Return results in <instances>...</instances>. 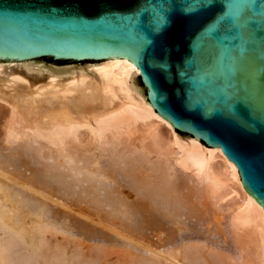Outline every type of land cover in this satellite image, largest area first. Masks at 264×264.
<instances>
[{
  "label": "bare ground",
  "instance_id": "bare-ground-1",
  "mask_svg": "<svg viewBox=\"0 0 264 264\" xmlns=\"http://www.w3.org/2000/svg\"><path fill=\"white\" fill-rule=\"evenodd\" d=\"M1 68L0 63V136H3L2 147L7 152L4 153L0 146V175L19 188L14 191L9 186L3 187L4 182L1 183L6 201L5 206L0 207L1 227L18 235H43L56 231L58 234L62 230H57L58 220L52 218L55 214L53 216L58 219V213L53 212L44 201L49 199L66 209L64 197L73 196L80 203H90L92 208L103 210L106 222L101 225L125 237L130 245V248L127 246L128 250L136 251L137 248L148 254L154 253V256L150 254L151 257L137 253L135 261L138 264H156L157 261L163 264L158 260L160 258L171 264H185L184 260H188V264H208L204 256L198 254L197 245L187 241L174 244L173 236L175 230H183L178 224L187 223L181 220L182 217L186 220L207 214L206 207L201 209L196 199V189L200 188L213 200L217 199V195L223 199L231 192L237 196V202L232 206L235 210V235L240 237L242 226L252 221L255 233L250 235L256 234L259 238L257 248L247 254L241 264H264L262 203L245 196L239 170L235 164H229L222 150L197 144L194 137L186 141L178 140L179 134L173 125L163 121L162 115L145 105L138 92L131 91L132 78L135 73H139L140 77V71L129 65V59L105 61L86 69V73L92 72L89 75L71 76L68 79L43 76L44 84H39V79H22L23 70L17 71L18 74L12 71L3 74ZM136 139L140 140V144ZM27 146L32 152L40 154L45 162L51 160L53 168L47 169L45 167L48 165L45 164L41 166L43 169H32L33 162L28 157ZM112 146L138 149L146 157L155 153L157 167H144L141 161L135 167L128 165L124 174L110 167V171L104 170L105 161L97 151L102 150L103 155ZM17 158L21 159L20 165L27 170L31 167L30 175L10 171V166L9 171L5 168L6 164L12 165ZM75 160L77 163L73 164ZM62 167H71L76 177L72 178ZM81 173L83 175L78 176ZM224 189L226 193L222 192ZM35 194L44 203L37 205L38 201L32 196ZM84 213L79 212L89 219L90 216ZM119 215L123 218L117 222ZM32 216H36L37 221L30 226L27 219ZM148 231L159 238V246L145 238L144 233ZM164 235L167 238L163 239ZM239 241L241 246L245 244L243 239ZM131 245L134 247L131 248ZM41 248L40 244L34 245L31 255L44 257L47 263L49 260L40 252ZM6 251L0 247V264H13L12 261L8 262ZM125 252L121 254L125 255ZM133 254L130 253L132 258ZM216 257L223 264L226 263L227 258L221 252ZM70 258L71 264H91L89 260L80 263L82 261L77 257ZM231 263L239 264L237 261ZM23 264L32 263L25 261ZM58 264H63L62 260Z\"/></svg>",
  "mask_w": 264,
  "mask_h": 264
},
{
  "label": "water",
  "instance_id": "water-1",
  "mask_svg": "<svg viewBox=\"0 0 264 264\" xmlns=\"http://www.w3.org/2000/svg\"><path fill=\"white\" fill-rule=\"evenodd\" d=\"M122 59L178 140L222 150L264 207V0H0L4 74L44 84Z\"/></svg>",
  "mask_w": 264,
  "mask_h": 264
},
{
  "label": "rangeland",
  "instance_id": "rangeland-1",
  "mask_svg": "<svg viewBox=\"0 0 264 264\" xmlns=\"http://www.w3.org/2000/svg\"><path fill=\"white\" fill-rule=\"evenodd\" d=\"M91 65H92V63H86V69H88V68L91 69L92 68ZM1 69L3 71V68H1ZM14 69H15V65L6 68V74L9 71L14 72ZM20 70L22 71V68H17V71H20ZM17 73H19V72H17ZM3 74H4V71H3ZM134 77H139V73H135ZM136 142H137V144H140L139 139H136ZM3 143H4L3 136L1 135L0 136V146L2 148V151L4 153H6L7 149H4V147H2ZM120 147H122V146L109 147L110 148L109 151L105 150L106 152L104 151L105 154H103V155H102V152H103L102 150L97 151V154L99 153V156H101L102 159L105 161L106 169L104 168V170L110 171L111 169L112 170L116 169L117 173L118 172L123 173V171H124V173H126L128 165L130 167H135L136 163L141 164V161H142L143 165H145L144 167H157V156L155 153H153V155L151 154L152 156L150 155L149 157H146V155L142 151L139 150V152H138V149H134L131 147L123 149ZM26 150H27L28 157H30V160H32V162H33V168L32 169H34V170H37L40 168L43 169L44 167H41V166H45V164L48 165L45 168H47V169L53 168L54 164H52L53 162L51 160H49L48 162H45V159L42 156H40V154H38L34 151L32 152L31 148H29L28 146H27ZM116 150H117V152H116ZM121 150H122V152H121ZM118 151H120V152H118ZM138 153L140 155H138ZM141 153H143V154H141ZM127 157H128V159H127ZM21 158H23V157H21ZM149 158H151V159H149ZM20 160L21 159L17 158L16 161L12 163V165L11 164L8 165L9 163L6 164L7 166L5 168H7L8 171H9V169H10V171L16 170V172H18V173L22 172L26 176L30 175L32 173L30 171L31 167H29L30 170L29 169L27 170L26 167H23L20 165L21 164ZM132 161H133V163H132ZM122 162H123V164H122ZM75 163H77L76 160H75V162H73V164H75ZM128 163H130V164H128ZM106 164H108V165H106ZM51 165H52V167H51ZM9 166L10 167L12 166V168H10ZM121 166H122V168H121ZM8 167H9V169H8ZM107 167L108 168L110 167L111 169L110 168L108 169ZM118 167H120V168H118ZM62 169L65 170V172H67L68 175L70 174L72 176V178L76 177V174L74 173V171H71V167H62ZM66 169H67V171H66ZM189 173L191 174L192 172L189 171ZM82 175L83 174L81 173V175L79 174L78 176H82ZM84 176H85V174H84ZM0 180H1L0 181V189H1L0 190V197H1L0 207L2 206V208H3L5 206L4 204L6 201L4 198L5 194H4V191L2 189V186L3 187L9 186V188H11L12 190L14 189V191H17L19 188L14 186L9 181L7 182V180L1 175H0ZM3 182L4 183L6 182V183L4 184ZM1 183H3L2 186H1ZM11 185H12V187H10ZM126 189H128V188H126ZM196 191H197L196 199L198 200V203H200L201 209L206 207L205 209H207V214H204V215L201 214L199 216L198 215L193 216L192 219L190 218L191 220L190 219L185 220L184 217H182L181 220L186 221L187 223H185L186 226L183 223H182V225L178 224L179 228L182 227L183 230H175V234L173 236L175 239L174 244H178L181 241H187V243H189V244L197 245L198 246L197 250L199 251L198 254L201 257L204 256L203 258H205V260L207 261L208 264H223L222 262L219 261L220 259H218L216 257V256H218V254H220V252L225 257V259L227 258L225 261L226 262L225 264H232L231 263L232 261H237L239 264H241L242 259L247 254H249L251 251H253L257 248L256 243H258V239H259L258 236L256 234L250 235L252 233L253 234L255 233L254 222L250 221L249 222L250 224L243 225L242 226L243 232L241 231L240 237H238L237 235H235L236 233H235L234 221H233V215H234V211H235L233 209V207H234L235 203L237 202V196L234 193L231 194V192H230V194L226 195L223 199H219V197L217 195V199H215L216 202H214L215 200H213L212 197L205 195L204 192L200 190V188L196 189ZM225 191H226V189L222 190V192H225ZM32 196L35 199V201H38V203L35 202L37 205H41L42 203L45 202L53 212L58 213L57 214L58 219L56 216L55 217L53 216L55 214H53V215L50 214V215H52V218L54 220H56V221L58 220L59 224H58L57 230H62V231H58V234L56 231V233L55 232H47L43 235H41L39 233H34L33 235L27 236V235H23V234L18 235V234L12 233L8 229L0 226V240H1L0 241V245H1L0 247H4L5 251L8 248H12V249H9L6 251L8 253V255H7V253L5 254V255H7L6 258H7L8 262L12 261L13 264H23V263H25V261H28V262L30 261V263H32V264H39V263L44 264V262H45V264H49L48 262H50L51 264L52 263L58 264V262L62 260V262L64 264V261L67 260V261H65V264H71V263H73L72 262L73 259H71L70 257H72V258L77 257L80 261H82L80 263H83V261H84V263H87L86 260L87 261L89 260L88 263L91 262V264H93V263L94 264H138L137 260L135 261V255H137V253H139V255H143L146 257H148L150 254H152L154 256V253L151 252L148 254L143 250L142 251H140L139 249L137 250L136 247H135L136 251H134L133 249L128 250L127 246L130 248L128 240H126L125 237H123L121 234H118V233L108 229L107 227H103L101 225V223L106 222V216H105L104 211L103 210L98 211L99 209L97 210L95 208H92L91 207L92 204L89 205L90 203H88V204L84 203V202L80 203L77 201L76 197L74 198L73 196H69L70 197L69 198V197L65 196L64 200H66L65 204L67 206L65 209L64 206L58 205L52 201L50 202L49 199H48L49 201L47 199H45L46 201H44L43 199L38 198L36 194L32 195ZM67 201H68V203H67ZM73 203H76V204H73ZM1 204H3V205H1ZM58 207H60V208H58ZM68 208H71L72 210H70ZM73 210H75V211H73ZM79 212H81V213L85 212L84 214H87L88 216H90L89 219L87 217H84L83 215L79 214ZM89 213H90V215H89ZM59 218H60V220H59ZM122 218H123L122 215H119L117 217V219H118L117 222L121 221ZM216 218H217V220L219 218V222L217 220H215ZM71 219L73 220L72 222H71ZM35 221H37L36 216H32V217H29L27 219L28 225H30V226L34 225ZM79 221H80V223H79ZM48 222H50V221H48ZM220 222H221V224H220ZM77 224H78V226H77ZM117 227L118 226H116V228ZM253 227H254V229H253ZM117 229H120V228L118 227ZM144 234L146 236L145 238L148 241L152 240L151 242H154L155 245H157V246L160 245L159 244V238L156 235H154L150 231H148ZM22 236H24V237H22ZM164 237L167 238V236H165V235L162 236L163 239H165ZM253 237H256V238H253ZM40 239H44V240H41L43 243L40 241ZM169 239H171V238H169ZM242 239L244 240L245 244L241 246V242L239 240H242ZM108 240L111 242H109ZM37 244H40L42 246V248H41L42 250L40 252L44 256H46V259L49 260L47 263L45 260H43L44 257L42 258L40 256L38 257L37 255L36 256L31 255V253L34 252V245H37ZM112 245L113 246L117 245V246L113 247ZM132 247H134V246L131 245V248ZM124 248H125V251L126 250H128V252L131 251L130 252L131 255L134 253L133 254L134 257L132 258L130 253H128L127 251L125 252L123 250ZM116 249H117V252L116 251L114 252V250H116ZM120 249H122L121 252H120ZM8 251H10V252H8ZM15 251H16V253H15ZM79 252H81L80 255H79ZM122 252L123 253L125 252L126 256L124 254H123L124 255L123 256L121 254ZM158 252L162 253L160 250H158ZM72 254H73V256H72ZM74 255H76V256L74 257ZM81 255H82V257H81ZM149 257H151V255ZM68 259L71 260L70 261L71 263L69 262ZM158 260H161L163 262V264L166 262L164 259H161V258ZM184 262H185V264H188V260H184ZM159 263H160V261H159ZM156 264H158V261ZM165 264H171V263L166 262Z\"/></svg>",
  "mask_w": 264,
  "mask_h": 264
}]
</instances>
